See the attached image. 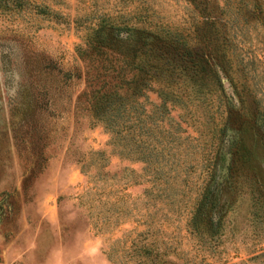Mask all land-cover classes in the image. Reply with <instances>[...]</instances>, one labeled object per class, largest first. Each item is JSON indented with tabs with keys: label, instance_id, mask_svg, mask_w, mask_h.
<instances>
[{
	"label": "rangeland",
	"instance_id": "rangeland-1",
	"mask_svg": "<svg viewBox=\"0 0 264 264\" xmlns=\"http://www.w3.org/2000/svg\"><path fill=\"white\" fill-rule=\"evenodd\" d=\"M38 1L55 14L29 1L0 8V264H161L154 254L166 245L169 264H264V0H226L221 17L223 50L244 86L236 93L223 77L240 156L218 241L205 250L185 210L144 192V162L89 107L92 89L116 82V61L109 50L78 54L77 23L95 5L111 11L128 0ZM152 1L163 19L189 17L185 0ZM143 244L147 257L134 251Z\"/></svg>",
	"mask_w": 264,
	"mask_h": 264
},
{
	"label": "trees",
	"instance_id": "trees-1",
	"mask_svg": "<svg viewBox=\"0 0 264 264\" xmlns=\"http://www.w3.org/2000/svg\"><path fill=\"white\" fill-rule=\"evenodd\" d=\"M9 1H29L38 12L55 14L38 0H0V8ZM185 1L189 17L178 21L163 19L152 0H128L111 11L95 5L83 15V23H77L82 41L76 52L82 56L113 52L116 82L110 86L104 81L92 89L89 107L144 162L150 180L144 192L172 212L185 210L186 229L205 250L218 241L222 214L230 205L226 189L236 187L240 156L237 139L228 135L232 105L223 77L236 93L244 86L237 66L231 67V56L223 50L228 39L221 18L226 0ZM77 17L82 16H74L73 22ZM256 116L264 139V115L259 110ZM141 249L147 257L152 247L143 244L134 251L140 254ZM168 252L166 245L154 255L161 264H169L164 259ZM152 259L147 257L143 264H155Z\"/></svg>",
	"mask_w": 264,
	"mask_h": 264
}]
</instances>
